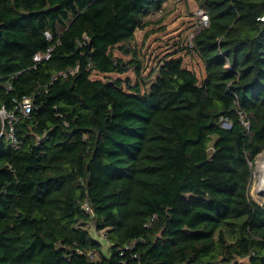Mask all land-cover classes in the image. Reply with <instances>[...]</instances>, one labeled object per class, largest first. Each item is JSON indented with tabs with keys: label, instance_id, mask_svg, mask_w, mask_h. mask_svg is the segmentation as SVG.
<instances>
[{
	"label": "trees",
	"instance_id": "trees-1",
	"mask_svg": "<svg viewBox=\"0 0 264 264\" xmlns=\"http://www.w3.org/2000/svg\"><path fill=\"white\" fill-rule=\"evenodd\" d=\"M195 1L208 24L185 49L204 77L180 48L146 91L130 44L167 0H0V109L17 116L16 146L0 120V264H264V204L249 195L264 0ZM129 71L135 84L107 77Z\"/></svg>",
	"mask_w": 264,
	"mask_h": 264
},
{
	"label": "rangeland",
	"instance_id": "rangeland-1",
	"mask_svg": "<svg viewBox=\"0 0 264 264\" xmlns=\"http://www.w3.org/2000/svg\"><path fill=\"white\" fill-rule=\"evenodd\" d=\"M198 11V4L195 0H167L163 11L149 18L151 22L150 26L144 30L136 31L134 42L130 45L136 48L139 60L141 61V77L146 80L143 90L147 91L155 82L157 78L156 72L149 79L146 78L150 72L156 69L159 61L167 54L179 51L180 48L184 49L177 52V55L182 58L183 66L194 72L199 80L204 77L200 59L194 53L185 49V46H188L191 36H193L194 31L197 29ZM113 53L123 60L129 59V57L121 55L116 50ZM107 77L129 80L131 84H135L137 81V77L132 71L123 75L112 74ZM95 78L104 80L105 76L99 75L95 76ZM263 163L264 152L256 158L254 163L249 191L251 199L258 204H264V195L257 193L260 179H264ZM88 229L91 235L101 243L103 253L107 254V243L101 238L102 234L97 233L92 226Z\"/></svg>",
	"mask_w": 264,
	"mask_h": 264
},
{
	"label": "built area",
	"instance_id": "built-area-1",
	"mask_svg": "<svg viewBox=\"0 0 264 264\" xmlns=\"http://www.w3.org/2000/svg\"><path fill=\"white\" fill-rule=\"evenodd\" d=\"M197 20H198V22H197L198 26H197L196 31H194L193 36H191V38H190V41H189V44H188L189 47H192L193 38L199 33V31L201 29L206 28L207 24H208L207 16L200 10L198 11ZM49 51L50 50H48L47 53L44 56L37 54L34 57V61L39 62L43 58L48 59ZM67 74H68V72H59L56 75L52 76L51 81L54 82L58 78H65L67 76ZM17 109L19 110V113L23 117H28L31 114L32 110H33L32 99L29 98V97L28 98H23V100L20 103H18ZM0 120H1V122L3 124L5 123L6 126L9 128L8 129V139L10 141H12L13 146H16V142H15L14 137H13V126L17 122L16 113H6L4 108H1L0 109ZM1 135H2V132L0 133V137H1ZM82 208H83V210L86 213L92 214L91 209H90V207L88 206L87 203H84Z\"/></svg>",
	"mask_w": 264,
	"mask_h": 264
},
{
	"label": "bare ground",
	"instance_id": "bare-ground-1",
	"mask_svg": "<svg viewBox=\"0 0 264 264\" xmlns=\"http://www.w3.org/2000/svg\"><path fill=\"white\" fill-rule=\"evenodd\" d=\"M262 165H263V169H264V163ZM257 193H262L264 195V179H260L259 187L257 189Z\"/></svg>",
	"mask_w": 264,
	"mask_h": 264
},
{
	"label": "water",
	"instance_id": "water-1",
	"mask_svg": "<svg viewBox=\"0 0 264 264\" xmlns=\"http://www.w3.org/2000/svg\"><path fill=\"white\" fill-rule=\"evenodd\" d=\"M261 195H262V193H261Z\"/></svg>",
	"mask_w": 264,
	"mask_h": 264
}]
</instances>
